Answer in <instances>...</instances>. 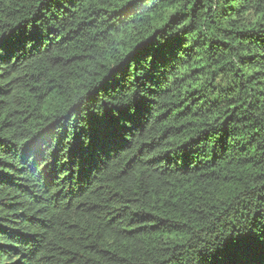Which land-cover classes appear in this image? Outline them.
I'll return each instance as SVG.
<instances>
[{"label": "trees", "instance_id": "16d2710c", "mask_svg": "<svg viewBox=\"0 0 264 264\" xmlns=\"http://www.w3.org/2000/svg\"><path fill=\"white\" fill-rule=\"evenodd\" d=\"M0 264H264V0H0Z\"/></svg>", "mask_w": 264, "mask_h": 264}]
</instances>
